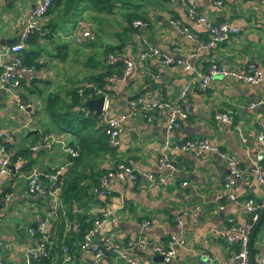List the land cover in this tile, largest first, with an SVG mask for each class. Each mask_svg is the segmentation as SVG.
I'll return each mask as SVG.
<instances>
[{
	"label": "crops",
	"instance_id": "1",
	"mask_svg": "<svg viewBox=\"0 0 264 264\" xmlns=\"http://www.w3.org/2000/svg\"><path fill=\"white\" fill-rule=\"evenodd\" d=\"M35 2L36 0L0 2V53L4 48L20 42L27 16ZM193 3L198 13L215 23H230L237 29L236 34L225 42L201 50L197 42H206L208 34L203 27L196 26L188 18L186 9L177 2L117 0L112 2L107 11L101 6V0H60L51 12L38 20L39 27L46 22L55 26L51 39L40 41L44 50L41 57L44 65L38 71H33L31 77L35 74L36 77H43L52 83H60L66 79L76 81L89 74L94 75L98 72L94 62L99 58L101 48L107 45L117 46L122 43L118 54L122 56L123 62H133L139 35L144 36L161 53L188 62L199 74L206 72L212 60L231 69L246 71L255 68L264 72V0H224L221 7H216L213 0H193ZM127 13L137 16L131 19V24L135 19H142L141 21L146 22V27L140 29L132 24L138 32H124V14ZM78 20L90 24L92 39L80 43L73 41V46L68 42L60 43L58 37H68L63 28L69 27L70 31H74ZM180 28L186 29L193 39H188ZM17 38L19 40L13 44L5 42ZM54 39L58 43H53ZM63 44H66V47H63ZM58 50L64 51V58H58ZM69 50L73 54L72 58L68 56ZM155 68L157 78L154 80L147 79L139 65L134 66L126 79L112 80L107 87L109 95H104L109 114L123 110L135 100L130 97L145 86L149 89L136 99L152 102L161 92L168 101L176 102L182 88L194 76L192 71L176 67L156 64ZM23 79L20 85L28 83L31 78L24 76ZM19 90L15 91L17 96L24 93ZM13 103L15 100L12 94L2 91L0 115L7 113L11 121H6L4 127H0V148L3 137L10 134L8 143H11L12 149H29L28 136L31 134L23 135L19 132L23 129L29 132L31 128L28 126L19 129V125L20 121L30 118L26 114L31 108H26L24 113L17 109V115L11 114ZM250 103L254 106L249 107ZM185 108L187 118L175 130L167 129L165 112H161L149 122L141 115L125 120L119 145L115 148L109 146L108 151L97 156L93 155L95 148L92 147L91 155L85 156L87 161L83 170L88 173L90 169H106L116 163L130 160L137 171L155 174L156 158L165 143L204 138L231 155L244 171L242 178L234 180L233 200H224L222 183L228 177L229 170L214 153L206 152L194 157L189 153L169 151L168 154L177 170L168 175L165 184L153 185L143 180L137 183L113 181L104 195L97 198L94 194L95 188L88 180L86 196L71 203L68 208L72 220L79 213L93 215L105 211L112 214L115 217L114 222L102 224L96 236L110 234L122 245L128 241L143 239L146 243L144 248L133 250L134 256L141 263L158 262L150 249L151 243H162L165 237L179 234L184 239V245L177 249L170 264H207L205 261L208 259L210 264H226L229 249L223 235L229 226L227 219H233L237 224L243 225L245 214L242 202L247 198L255 200L260 194V187L252 172L251 159L258 149L255 139L258 124L264 122V81L249 84L213 75L204 90L191 82L185 97ZM221 112L230 115V124L212 118L214 113ZM99 122L100 119L97 124ZM50 135L53 142L51 141L48 148H40L36 152L29 150L30 158L25 159V162L30 161L27 170H13V165L9 164V172L0 177V189L5 188L11 193L8 203L0 201V259L3 264H23L25 249L32 242L27 233V226L39 217L40 210H46L49 203L50 190L46 192L45 199L41 195L26 194V174L31 170L38 173L48 170L58 171L62 175L70 167L62 147L66 141L72 139L71 135ZM240 136L245 138V142L240 141ZM165 173L167 174L166 171ZM182 182L185 183L184 186L181 185ZM220 205L222 208H219ZM10 211L17 217L23 216L26 231L8 219L7 214ZM53 219L54 217L50 220ZM3 221L5 225L2 224ZM143 221H149V226L145 229L141 227ZM50 234L53 235V232ZM254 243L257 248L254 261H257L264 256V218ZM87 258L89 255L82 257L79 254L69 264H84ZM101 264L123 262L108 255L101 260Z\"/></svg>",
	"mask_w": 264,
	"mask_h": 264
},
{
	"label": "built area",
	"instance_id": "2",
	"mask_svg": "<svg viewBox=\"0 0 264 264\" xmlns=\"http://www.w3.org/2000/svg\"><path fill=\"white\" fill-rule=\"evenodd\" d=\"M4 0H0L2 2ZM179 3L186 9L188 18L196 25L203 27L208 34V40L206 42H197L198 48L201 50L209 48L211 45L219 44L227 41L231 36L235 35L237 29L230 25L227 21L215 23L208 19L202 13H198L193 3V0H171ZM224 0H213V4L216 7H221ZM51 4V0H36L32 6L26 20V27L21 33L20 42L3 49L0 53V94L2 91H8L12 94L15 100L16 106L20 112H25V109L29 107L28 104L20 100L19 96L15 94V91L20 89V83L26 76L27 79L31 78L33 69L27 67L21 63L18 55L19 50L22 47L23 40L26 39L28 33L31 32L33 27H39L38 20L45 15L47 9ZM133 26L144 29L146 22L141 20H134ZM183 32L188 39H193L186 29H179ZM92 39L90 32V24L84 20H78L74 25V31L72 34V40L75 43L82 41H88ZM109 57V61H110ZM156 64L161 66H169L180 68L184 71H192L194 76L188 84H186L179 93V99L176 102L168 101L165 96L157 94L152 102H145L142 99H135L129 103L123 110L116 114H108L106 96L105 102L101 113L99 114V124L103 127L106 135L107 143L110 147H117L120 142V135L122 133V125L125 120L132 118L136 115H141L146 121H152L155 116H159L161 112H165L166 124L168 130L178 129L181 122L187 118V112L185 108V97L189 84L194 82L198 88L204 90L209 83L211 76L220 75L223 77L232 78L236 81L245 82L249 84L262 83L264 81V72H261L255 68H250L246 71H240L236 69L228 68L222 64L212 60L210 66L204 74H199L192 69V66L188 62H182L171 58L170 56L161 53L157 48L152 46L148 40L142 36H138L137 52L135 60L124 61V67L122 69V75L118 78H113L116 81L124 80L133 71L135 65H139L140 69L144 71L147 79L154 80L157 75L151 70ZM89 86V85H85ZM20 91V90H19ZM18 92V91H17ZM16 92V93H17ZM98 93V92H97ZM104 96V95H103ZM254 106L253 103L249 104V107ZM212 118L224 124H230L232 122L231 117L227 113H214ZM30 120L28 118L20 121L19 129L29 126ZM255 139L258 142V149L251 159L252 172L256 182L260 187V194L256 200L247 198L242 202V209L247 221H244L243 225L237 224L233 219H227L229 224L226 233L223 235V239L227 245L236 242L239 245V250L227 258L226 264H248V252L247 241L252 226L258 219V216L264 208V122L258 124ZM10 134L3 137L2 142H9ZM52 141L51 135L42 137L40 142H37L29 147V150L36 152L40 148H48ZM240 141L245 142V138L240 136ZM53 142V141H52ZM65 146V145H64ZM63 148V152L70 157L76 156V151L68 148ZM169 151H175L180 153H189L194 157H198L203 153H214L219 157L229 170V175L224 179L222 183V192L225 201H231L234 199L232 192V186L235 179L242 178L244 171L238 166L236 160L221 150L217 145L212 144L210 141L204 138H192L184 139L174 142L172 144L165 143L161 148L156 158V170L155 174H147L137 171L130 160L116 163L114 166L106 168L105 172L99 177L97 195L103 196L106 190L110 187V183L113 181L123 182L128 181L131 183H137L140 180L146 181L153 185H163L168 181V175H172L176 172L177 168L173 159L168 154ZM13 165V170L19 169L22 166L20 159H17ZM167 172V174L165 173ZM9 172V153L0 148V177L6 175ZM58 171L50 174L38 173L35 170L29 171L25 176V192L27 195L35 196L42 195L44 193V179H47L48 184H51L52 190L48 193L49 203H47L46 216L36 218V231L41 235L40 239L45 240L46 232V218L51 216L55 210L60 206V200L58 197V188L55 186V180ZM182 186L185 183H181ZM11 200V193H2L0 189V201L8 203ZM222 208V205L219 206ZM115 217L108 212H100V217L94 219L91 228L83 235L81 242L79 243L78 252L80 256L84 257L89 255L87 261L84 264H101V260L105 254L112 255L120 259L123 264H170L172 259L176 255L178 248L184 245V239L181 235H169L168 239L162 243H151L150 249L155 255L161 256V260L155 263H141L134 256L133 250H140L144 248L145 241L143 239H137L135 241L125 242L123 245L116 241L110 234H104L97 237L98 228L104 223L114 222ZM77 224L74 222L69 225V230H75ZM149 226V221H143L141 227L143 229ZM28 234L32 237L34 230L32 228L27 229ZM1 250V243H0ZM46 255V248L43 242L39 240H33L25 249V257L23 264H36L41 257ZM70 260V254L66 248H63L62 255L57 263L54 264H66ZM210 263V260H206ZM0 264H3L0 259ZM256 264H264V256L257 260Z\"/></svg>",
	"mask_w": 264,
	"mask_h": 264
},
{
	"label": "trees",
	"instance_id": "3",
	"mask_svg": "<svg viewBox=\"0 0 264 264\" xmlns=\"http://www.w3.org/2000/svg\"><path fill=\"white\" fill-rule=\"evenodd\" d=\"M114 1L117 2V0H101V6L106 8L108 11ZM59 2L60 0H51V4L45 14L51 12L52 8L57 6ZM124 16L126 17V22L122 30L124 32H136L138 29L133 27L130 21L137 16L132 13L124 14ZM54 26L55 25L53 23L46 22L43 26L33 27L31 29V32L28 33L26 39L23 40L22 47L18 53L23 65L31 67L33 71H38L42 68L44 63L42 62L41 57L44 50L40 41L51 39V32L54 29ZM62 46L66 47V44H63ZM59 47L60 46H58V48ZM121 47L122 43L117 46L107 45L101 48L99 58H97L94 62V65L98 70V72L94 75L89 74L88 76L83 77V79L76 81L66 79L64 81L62 80L60 83H52V81L44 79L43 77H36L34 74L28 83L24 82L20 85V91H24V93H19V98L31 108V111L26 114L30 117L29 127L31 130H36L35 134L28 136L30 139V146L40 142L42 137L46 135L64 133L69 134L72 137L71 140L65 142V145L76 151L75 157L66 155L67 160L70 162V167L66 173L62 175L59 174L56 177L55 186L58 188L60 206L51 216L46 218L45 240H41V235L36 231L37 223L35 219L29 223V226H27L28 228H32L34 230L31 237L32 241L35 239L39 240L43 242L46 248V255L41 257L36 264L57 263L62 255L63 248H66L70 254V260L66 263L69 264L75 256L79 255L78 246L83 235L91 228L94 219L100 217V213H95L93 215L79 213L76 218L72 220L73 217L68 207H70L71 203L86 196L88 188V184L86 183H88V180L95 188L94 194L97 198L99 197L97 195L99 177L106 169L104 168L97 171L90 169L87 173L83 170L84 166H86L85 161H87L85 156L91 155L92 147L95 148V151L93 152L94 156L103 154L105 151H108L110 147L107 143L103 127L97 124L99 114L88 112L84 108L83 103L88 99L97 98L100 95H109L110 91L107 87L110 86L112 80H114L113 78H118L122 75L124 62L122 56L118 54ZM57 52L58 58H64L63 50H58ZM109 57L111 58L110 61ZM151 70L155 74L157 73L155 67H152ZM60 90L63 92V97L60 95ZM158 94L164 98L163 93L159 92ZM34 117L36 125L32 126ZM1 146L9 153L10 165L14 164L17 159H24L22 166L19 169H28L30 161L27 160L28 162H25V159L30 158V151L28 147L12 149L13 147L11 143L8 142H2ZM51 172L53 173L54 171ZM51 172L46 170L41 173L50 174ZM45 180L46 179L43 180L44 184H46L44 188L45 191L41 195L43 199L47 197L45 195L46 192L48 190H52L51 184H48V181L45 182ZM1 191L2 193L9 192L5 188ZM42 205L43 203H41V207ZM47 211V209L43 211L40 210L38 213L39 217H45ZM52 217H54V219L50 220ZM263 218L264 216L262 219ZM244 221H247V218H245ZM72 222L77 224L75 230L73 231L69 230V225ZM260 228L261 222L255 231L252 241L253 258L257 252L254 239L256 238V234L259 232ZM51 232H53V235L50 234ZM166 239H168V237H165L164 241ZM228 249V257H230L239 250V245L236 242L231 243L228 245ZM108 255L109 254H105L104 257ZM256 263L257 261H254V264Z\"/></svg>",
	"mask_w": 264,
	"mask_h": 264
},
{
	"label": "water",
	"instance_id": "4",
	"mask_svg": "<svg viewBox=\"0 0 264 264\" xmlns=\"http://www.w3.org/2000/svg\"><path fill=\"white\" fill-rule=\"evenodd\" d=\"M18 40L19 39L17 38V39H13V40H10V41H5V42L8 43V44H13V43H15ZM150 85H152V83H150ZM148 89H149L148 86H145L144 88H142L138 92H136L134 95H132L130 97V99L131 100L136 99L139 95H142L144 93V91H147ZM104 102H105V96L100 95L97 98L86 100L83 103V106L88 112L95 113V114H100L101 111H102ZM35 133H36V130H30L29 132H27V135L35 134ZM263 216H264V208L260 212V214L258 216V219L256 220V222L252 226V229H251V231L249 233V236H248V241H247L248 264H254L252 241H253V237H254L255 231L258 228ZM156 259H157V261H160L162 258H161V256L156 255ZM207 264H210V263H207Z\"/></svg>",
	"mask_w": 264,
	"mask_h": 264
},
{
	"label": "rangeland",
	"instance_id": "5",
	"mask_svg": "<svg viewBox=\"0 0 264 264\" xmlns=\"http://www.w3.org/2000/svg\"><path fill=\"white\" fill-rule=\"evenodd\" d=\"M63 32L64 33H68V37L65 39V38H63L64 36L62 35V37H58V38H60V40H59V42L60 43H62V42H68L71 46H73V45H75V43H73V40H72V34H73V31L71 30L70 31V28L69 27H65V28H63ZM53 43H58V41L56 42V40L54 39L53 40ZM72 53L70 52V50H69V57H71L72 58ZM70 59V58H69ZM84 60V59H83ZM74 63H76V62H74ZM62 88H64V87H62ZM61 91V93H60V95H61V97H63V92H62V90H60ZM18 108H17V106H16V104L15 103H13V106H12V111L10 112L11 114H15V115H17V112L16 111H18L17 110ZM8 120H10V116L8 117V115H7V113H3V114H1L0 115V127L1 128H3L4 127V123L6 122V121H8ZM11 121V120H10ZM14 124H15V122H14ZM36 125V120H35V117H34V122L32 123V126H35ZM38 125V124H37ZM27 129H23V130H21L19 133H21V134H26L27 133ZM21 136V135H20ZM22 183V182H21ZM21 185V184H20ZM7 216H8V219H10L11 220V222H14V223H17L18 224V227L19 228H21V229H23V230H25L26 231V221L24 220V218H23V216H21V217H17V216H15V213H13V211H10L8 214H7ZM2 224H4V221H3V223ZM5 225V224H4ZM27 229H28V227H27ZM2 232H1V230H0V234H1ZM27 233H28V231H27Z\"/></svg>",
	"mask_w": 264,
	"mask_h": 264
}]
</instances>
